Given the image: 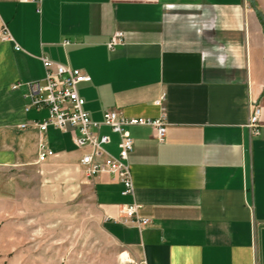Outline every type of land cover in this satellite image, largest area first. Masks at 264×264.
<instances>
[{
  "label": "crops",
  "instance_id": "0c3cea01",
  "mask_svg": "<svg viewBox=\"0 0 264 264\" xmlns=\"http://www.w3.org/2000/svg\"><path fill=\"white\" fill-rule=\"evenodd\" d=\"M263 14L264 0H0L12 37L0 39V194L15 165H81L70 130L41 131L47 109H27V86L12 87L43 79L45 56L91 76L78 92L92 119L115 109L166 123L162 141L129 128L133 193L108 172L91 178L116 241L141 264H264V134L248 127L257 105L264 126ZM100 132L117 157L119 135ZM41 140L56 152L43 162ZM134 202L149 223L124 220Z\"/></svg>",
  "mask_w": 264,
  "mask_h": 264
},
{
  "label": "rangeland",
  "instance_id": "374dc122",
  "mask_svg": "<svg viewBox=\"0 0 264 264\" xmlns=\"http://www.w3.org/2000/svg\"><path fill=\"white\" fill-rule=\"evenodd\" d=\"M33 169L8 168L13 185L0 194V264H141L106 229L77 157Z\"/></svg>",
  "mask_w": 264,
  "mask_h": 264
},
{
  "label": "built area",
  "instance_id": "2783aa9c",
  "mask_svg": "<svg viewBox=\"0 0 264 264\" xmlns=\"http://www.w3.org/2000/svg\"><path fill=\"white\" fill-rule=\"evenodd\" d=\"M39 3L40 0H31ZM0 39L12 40L8 26L0 22ZM122 40V33L116 32L109 46L113 47ZM20 49V46H16ZM46 68L45 77L41 80L18 82L13 88L26 85L28 91L26 108L47 109L48 114L36 122L41 131H46L50 125L67 131L70 130L72 140L77 148L85 152L80 158L86 175L90 178L108 172L114 175L123 184V194L134 191L132 174L128 163L129 154L133 150L134 140L129 128L134 125H149L155 130V136L162 141L166 135V123L162 118L130 117L121 114L118 110L107 109L102 120H94L89 112L84 109L85 99L78 92V84L91 80V76L79 68H72L64 64L53 63L47 57H42ZM261 108L257 105L250 116L248 127L254 135L264 134V126L259 122ZM108 126L119 135V155L109 154L105 145L110 143L108 134H101L102 126ZM56 152L41 140L39 143L38 161L43 162L55 156ZM139 204L134 202L122 208L125 221L143 225L150 222L148 218L138 216Z\"/></svg>",
  "mask_w": 264,
  "mask_h": 264
},
{
  "label": "bare ground",
  "instance_id": "6f19581e",
  "mask_svg": "<svg viewBox=\"0 0 264 264\" xmlns=\"http://www.w3.org/2000/svg\"><path fill=\"white\" fill-rule=\"evenodd\" d=\"M124 257H126V259H128V260L130 259V256L127 253L124 254Z\"/></svg>",
  "mask_w": 264,
  "mask_h": 264
}]
</instances>
